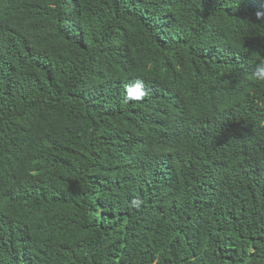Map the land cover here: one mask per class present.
Instances as JSON below:
<instances>
[{
  "label": "trees",
  "instance_id": "obj_1",
  "mask_svg": "<svg viewBox=\"0 0 264 264\" xmlns=\"http://www.w3.org/2000/svg\"><path fill=\"white\" fill-rule=\"evenodd\" d=\"M257 11L0 0V264H264Z\"/></svg>",
  "mask_w": 264,
  "mask_h": 264
},
{
  "label": "clouds",
  "instance_id": "obj_2",
  "mask_svg": "<svg viewBox=\"0 0 264 264\" xmlns=\"http://www.w3.org/2000/svg\"><path fill=\"white\" fill-rule=\"evenodd\" d=\"M255 22L264 23V11H257L254 14ZM252 78L257 82L264 83V57H261L259 62L255 64V69L252 72ZM125 94H124V102L129 103L132 101H142L144 97L147 95V89L142 80H136L132 84H125ZM140 201L134 200L132 201V206L139 208Z\"/></svg>",
  "mask_w": 264,
  "mask_h": 264
}]
</instances>
